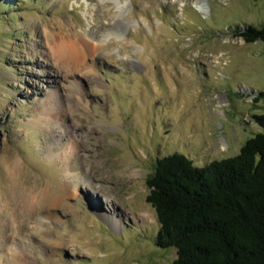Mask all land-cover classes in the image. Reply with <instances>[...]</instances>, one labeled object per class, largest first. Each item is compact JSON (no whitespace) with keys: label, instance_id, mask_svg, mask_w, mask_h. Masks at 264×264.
I'll return each instance as SVG.
<instances>
[{"label":"rangeland","instance_id":"obj_1","mask_svg":"<svg viewBox=\"0 0 264 264\" xmlns=\"http://www.w3.org/2000/svg\"><path fill=\"white\" fill-rule=\"evenodd\" d=\"M14 1L0 0V264H173L146 179L158 157L203 166L262 130L264 41L233 29L263 26L264 0Z\"/></svg>","mask_w":264,"mask_h":264},{"label":"trees","instance_id":"obj_2","mask_svg":"<svg viewBox=\"0 0 264 264\" xmlns=\"http://www.w3.org/2000/svg\"><path fill=\"white\" fill-rule=\"evenodd\" d=\"M233 30L264 41V24ZM254 118L262 130L233 156L203 166L178 151L156 159L146 201L159 222L157 245L175 248L173 264H264V113Z\"/></svg>","mask_w":264,"mask_h":264},{"label":"bare ground","instance_id":"obj_3","mask_svg":"<svg viewBox=\"0 0 264 264\" xmlns=\"http://www.w3.org/2000/svg\"><path fill=\"white\" fill-rule=\"evenodd\" d=\"M200 8H203L204 7V2L203 1H200V3H199V5H198ZM204 9H205V7H204ZM69 48V51L71 52L70 53V55H73V56H71V60L69 61V63H68V65H70V66H72V63H76V61L75 62H73V59L74 58H78L79 57V55L81 54L80 53V49H79V47L77 46V44L76 45H74V44H72L70 47H68ZM68 51V50H67ZM68 51V52H69ZM82 58V56L80 55V57H79V60ZM82 60V59H81ZM75 65H77V64H75ZM72 68V67H71ZM76 143H78L77 141H76ZM63 159L66 161V160H68V155L66 154V153H64L63 152ZM65 171L66 172H69V168H68V165L67 164H65ZM85 178H86V176L85 175H83L82 174V185L84 184V185H87V182H86V180H85ZM77 186H78V178H74V179H72V180H68L67 181V183H65V184H63V189L64 190H67L69 187L73 190V191H75L76 189H77ZM65 194H64V192H63V194L61 193L60 194V196H58V197H56V196H54L52 199H51V201H50V203H51V206L52 207H62L64 204H65V200H66V198H65V196H64ZM109 216H112L111 217V221L113 222V223H119V219L118 218H116L114 215H109Z\"/></svg>","mask_w":264,"mask_h":264}]
</instances>
